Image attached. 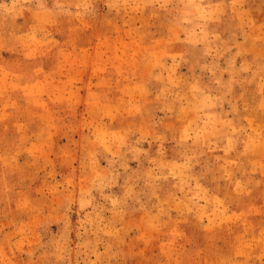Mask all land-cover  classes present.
I'll use <instances>...</instances> for the list:
<instances>
[{"label": "rangeland", "instance_id": "obj_1", "mask_svg": "<svg viewBox=\"0 0 264 264\" xmlns=\"http://www.w3.org/2000/svg\"><path fill=\"white\" fill-rule=\"evenodd\" d=\"M0 264H264V0H0Z\"/></svg>", "mask_w": 264, "mask_h": 264}]
</instances>
